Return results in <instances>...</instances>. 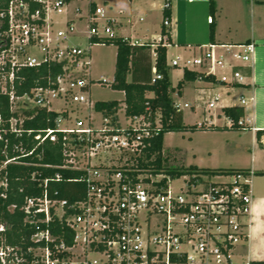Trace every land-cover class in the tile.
<instances>
[{"label": "built area", "instance_id": "built-area-1", "mask_svg": "<svg viewBox=\"0 0 264 264\" xmlns=\"http://www.w3.org/2000/svg\"><path fill=\"white\" fill-rule=\"evenodd\" d=\"M68 6L69 0H0V93L8 100L6 114L0 113V197L10 190L5 171L9 164L33 167L28 180L35 193L24 197L26 219L42 215L48 222L55 217L72 231L70 245L22 250L1 240L0 264H262L237 259L238 247L249 237L254 172L172 177L153 168L154 153L147 157L160 132L159 111L153 114L147 106L143 113L126 114L124 103L112 114L95 117L89 94V37H115L116 20L100 6L85 14L75 7L74 18H85L88 45L69 44L74 19L59 20ZM163 24L169 25V20ZM212 47L203 45L199 56L166 59V66L194 71L205 67L199 72L214 75L215 66L229 63L215 57ZM237 48L233 59L253 60L254 43ZM43 65L49 70L58 65L60 70L55 75L49 71L43 83L19 93L25 78L20 73ZM152 69L154 81L160 75L154 65ZM231 74L235 82L245 81L240 71L232 69ZM219 80L230 82L226 76ZM214 104L212 99L208 107ZM174 106L192 108L188 102ZM38 109L56 113L53 126H27ZM201 123L211 125L207 119ZM238 125L244 126V121L239 119ZM47 142L58 146L60 162L42 161ZM74 182L82 187L66 190L63 196L58 184ZM31 240L52 242L54 237L45 229ZM61 252L65 255L60 258Z\"/></svg>", "mask_w": 264, "mask_h": 264}, {"label": "crops", "instance_id": "crops-1", "mask_svg": "<svg viewBox=\"0 0 264 264\" xmlns=\"http://www.w3.org/2000/svg\"><path fill=\"white\" fill-rule=\"evenodd\" d=\"M101 1L107 3V6L98 5L97 0H86L84 7L90 10L96 6L103 7L106 14L116 20L114 24L116 36L128 39L133 45L150 43L152 68L155 58L154 48L157 43L163 41L167 43L165 46L167 60L176 55L199 56L202 53L203 45H212L215 57H222L225 62L229 63L224 66H215L212 73L218 79L226 76L230 82L212 83L197 79L185 82L180 88V92L175 87L183 76V69L169 67L168 75L171 86L174 88L171 98L175 103L176 98H181L184 100L183 102L192 105L191 109L198 114V120L195 123L207 119L212 125L219 127L229 126L227 117L222 111L224 107L234 105L244 107L242 118L244 129L226 128L223 131L213 132L224 134L223 144L226 148L224 151L227 156H230L226 164L220 168H242L254 172L251 179L252 203L249 237L247 242L238 247L237 259L240 261L249 258L250 260L264 261V0H212L215 4L213 13L210 11L209 0H169V16L167 17L169 25L163 24V5H160V25L152 32L151 39L147 38V24L139 26L143 20L141 15L137 20L131 17L127 19L126 12L112 8L110 0ZM126 2L130 4L127 10L131 7L138 8L145 5L157 6L154 1L148 0L140 3L138 0H126ZM199 4H202L201 14H197L198 9H195ZM209 16L212 18L210 23L208 22ZM181 25H183V29ZM211 28L214 30L212 40L210 39ZM247 41L255 44L253 60L246 62L233 59L232 53L238 49L237 46ZM108 45L114 48L115 66L117 47L114 44ZM172 48H174V52L171 54ZM205 69V67H200L197 70L204 71ZM232 69L240 71L245 76L243 83L234 81L231 74ZM130 78L131 76L128 75L127 79L130 80ZM112 80L113 76L111 80L107 81L111 82ZM111 91L119 93L121 96L108 100H116V108L122 106L125 103L124 91L112 88ZM89 94L91 99V87ZM146 95L152 96V92H147ZM241 98L246 99L245 104L240 103ZM212 99H215V104L209 108L208 102ZM182 112L184 113V109ZM102 113V111L93 110L95 117H100Z\"/></svg>", "mask_w": 264, "mask_h": 264}, {"label": "trees", "instance_id": "trees-1", "mask_svg": "<svg viewBox=\"0 0 264 264\" xmlns=\"http://www.w3.org/2000/svg\"><path fill=\"white\" fill-rule=\"evenodd\" d=\"M170 6L169 0H164L163 12L164 19L169 16L168 7ZM210 11L214 12L215 4L209 0ZM214 30L210 29V39H213ZM96 38L95 36L89 37L91 44L104 42L105 44H114L117 47L116 59L114 66L113 80L109 82V86L115 90H122L125 93V111L126 114H140L145 112L147 106L154 114L156 111L160 112L161 128L159 135H157L152 142V147L147 152V157L152 153L155 154L154 159L150 161L156 171H165L172 177H177L181 174L204 173L216 174L224 172H233L237 170H247L242 168H200L196 165H189L187 167L170 168L163 164L162 145L164 134L168 132H179L186 130H206V129H244L245 126L238 125L239 119L244 116V107L242 105H234L224 107L222 109L225 117L232 121L230 126H215L204 125L201 123L186 124L183 120V112L174 106V101L171 98V92L174 88L171 86L168 71L169 67L166 66V47L159 42L154 48L155 58L154 67L160 78L152 81L151 74V45L150 43H143L133 45L128 39L115 36L110 39ZM249 42V41H247ZM246 42V43H247ZM60 70V66L53 65L49 68L43 65L36 68H26L22 74L25 78L22 84L18 86V92L29 90L30 87L36 85L37 82L43 83L47 74L55 75ZM130 75V80L127 76ZM204 80L212 83H220L214 75L205 74L203 72L194 71L190 69H183V76L177 82L176 89L180 92V88L187 81ZM101 81V80H100ZM102 82V81H101ZM103 83V82H102ZM147 92H152V96H147ZM96 110L102 111L103 114H112L116 110L117 101H96L94 103ZM8 109L7 96L0 93V113L6 114ZM55 112H47L45 109L36 110V114L32 120H28L27 126L34 128H42L46 126H53ZM1 147V142H0ZM43 157L42 161L45 163H58L60 162V155L58 153V146L50 142L43 144ZM39 150V148H38ZM1 159V155H0ZM33 167L9 164L5 171L7 173L10 190L5 198L0 197V225L3 229L0 230V243L3 240L6 244L17 246L25 250L28 246H45L52 247L55 243L64 242L66 245L72 243V231L66 226L62 220L52 217L48 222L42 221V215H36L33 218L26 219V212L24 210V197L35 193L31 183H29V173ZM56 169H43L45 173H53ZM65 176L70 175L65 172ZM73 175H77L76 173ZM62 190V195H66V190H79L82 186L81 183H60L58 184ZM15 207H11L12 205ZM32 220V222H30ZM48 229L50 234L54 237L52 242L45 240H31V236L37 231ZM65 255L61 252L59 257ZM264 264V261H259Z\"/></svg>", "mask_w": 264, "mask_h": 264}, {"label": "rangeland", "instance_id": "rangeland-1", "mask_svg": "<svg viewBox=\"0 0 264 264\" xmlns=\"http://www.w3.org/2000/svg\"><path fill=\"white\" fill-rule=\"evenodd\" d=\"M146 2L147 0H138V2ZM154 1L157 6L145 5L143 7L133 8L127 10L130 4L126 0H110L112 8L121 9L126 12L129 19L137 18L141 15L143 17L142 24H147L146 31L148 33V39L152 38V32L160 25V5H163L164 0H148ZM85 2L86 0H70L67 7V14L59 17V20L63 21L64 18L74 19V30L69 34V44H79L81 46L88 45L87 41V28L84 18H74L73 9L76 6L81 8L80 13L85 14ZM98 5H106L107 3L97 0ZM107 6V5H106ZM105 7V6H104ZM140 8V9H139ZM195 9H198L197 14L202 12V4H199ZM126 20V18H124ZM134 22V19H133ZM145 27V28H146ZM183 29V25H181ZM91 63H90V75L93 83L91 85V99L96 100H108L112 98H118L121 95L119 93L111 91V86L107 83H102L100 79L111 80L113 76L114 68V48L108 44L97 43L91 47ZM171 54L174 52V48L170 50ZM187 99V98H186ZM185 99V100H186ZM184 100L176 98V102L182 103ZM184 109V121L186 124H194L198 120V114L193 109ZM224 129H206L203 130H186L179 132H169L164 135L162 145L163 164L170 168L187 167L189 165H196L200 168H220L230 156L226 155V148L224 147V134L215 133L213 131H223ZM233 130V129H232ZM230 150V147H228ZM173 185H177V181L173 182Z\"/></svg>", "mask_w": 264, "mask_h": 264}]
</instances>
